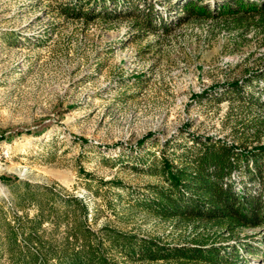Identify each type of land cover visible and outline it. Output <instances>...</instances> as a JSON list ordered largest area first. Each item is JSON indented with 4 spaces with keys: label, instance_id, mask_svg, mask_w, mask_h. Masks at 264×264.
I'll use <instances>...</instances> for the list:
<instances>
[{
    "label": "rangeland",
    "instance_id": "374dc122",
    "mask_svg": "<svg viewBox=\"0 0 264 264\" xmlns=\"http://www.w3.org/2000/svg\"><path fill=\"white\" fill-rule=\"evenodd\" d=\"M54 4L0 0V264H12L8 225L24 249H38L36 238L60 247L67 237L77 246L69 229L82 214L73 197L87 205L95 231L107 224L166 241L195 237L198 229L139 204L147 184L160 181L143 167L164 141L168 150L206 135L247 149L264 143L263 131L254 134L264 108L250 105L251 94L264 96L263 79L241 94L227 90L264 46L210 19L145 33L131 17L84 20ZM155 5L175 12L171 2ZM234 237L249 248L237 264H264V226ZM108 254L121 264L161 263Z\"/></svg>",
    "mask_w": 264,
    "mask_h": 264
},
{
    "label": "trees",
    "instance_id": "16d2710c",
    "mask_svg": "<svg viewBox=\"0 0 264 264\" xmlns=\"http://www.w3.org/2000/svg\"><path fill=\"white\" fill-rule=\"evenodd\" d=\"M156 1L160 0H54V6L66 16L84 20L131 17L136 28L145 33L166 31L172 22L210 19L217 25L233 28L240 38L255 37L258 45L264 46V0H163L171 2L172 11L175 10L167 14L158 11ZM142 36L141 33L138 37ZM254 64L243 77L228 83L227 90L241 94L253 80L264 81V50L255 57ZM259 92H264V86ZM252 96L250 105L264 108V96ZM221 97L224 96L217 98ZM257 118L254 134L258 137L264 132V113ZM190 140L191 143H172L170 150L169 142H162V153L154 154L143 167L160 181L147 184L149 194L139 197L138 202L152 215L198 229L195 237L182 242L166 241L107 224L95 231L86 223L87 205L73 197L71 201L80 202L82 214L69 229L77 246L69 245L72 241L67 237L60 247L50 242L45 245L36 238L38 249H24L17 241L16 231L8 225L11 263L121 264L122 259L108 254L116 250L123 261L131 262L237 264L242 258L239 251L249 248L246 241L239 237L229 241L230 237L238 229L264 226V143L247 149L243 141L227 142L210 135L193 136ZM256 179L260 182L257 188ZM222 230L227 235H221ZM30 234L28 239L32 238Z\"/></svg>",
    "mask_w": 264,
    "mask_h": 264
}]
</instances>
